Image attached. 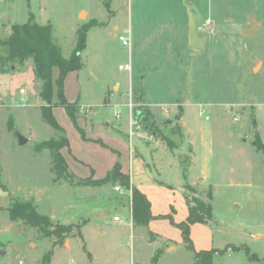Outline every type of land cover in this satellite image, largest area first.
Returning <instances> with one entry per match:
<instances>
[{"label": "rangeland", "instance_id": "1", "mask_svg": "<svg viewBox=\"0 0 264 264\" xmlns=\"http://www.w3.org/2000/svg\"><path fill=\"white\" fill-rule=\"evenodd\" d=\"M198 1L203 12L212 3L218 17L199 16L192 0H0V39L33 13L37 22L53 25V40L69 57L78 29L92 25L80 72L82 93L93 103L92 116L116 117L117 107L111 110L103 103L104 96L117 80L125 79L123 104L126 107L128 100L136 104L133 114L141 119L144 130L139 133L147 140L156 138L157 115L180 98L191 137L202 143L199 149L205 139L214 149L207 159L208 184L192 186L205 200L212 188L213 225L217 231L219 222L226 229L236 227L230 229L232 235L209 257L195 255L188 246L168 250L165 244L155 250V243L145 242L153 233L132 221L128 191L115 190L120 181L96 184L57 168L52 149L37 148L45 140H60L62 134L42 116L43 81L35 74L33 58H28L7 71L0 68V264H264L251 258L256 253L264 259V152L249 143L257 136L264 141V0ZM189 9L200 35L208 39L204 50L195 51L196 57L189 46ZM252 20L262 27L250 35L245 30ZM161 23L167 27L158 26ZM125 30L129 45L119 38ZM168 42H173L169 51ZM153 49L158 50L155 55ZM4 53L0 43V54ZM140 60L147 70L161 68L155 81L144 84L155 112L138 104V82L133 80L136 87L130 86V71L120 68ZM162 123L166 127L175 121L167 118ZM178 130L173 124V131ZM19 134L28 138L25 144H20ZM183 160L187 162L185 156ZM186 162L176 174L190 169ZM201 165L200 161L197 166ZM185 192L195 194L186 188ZM16 201L35 207L53 222L78 226L57 240L56 235L12 218L9 207ZM116 214L122 223L115 222ZM257 233L263 236L257 238Z\"/></svg>", "mask_w": 264, "mask_h": 264}, {"label": "crops", "instance_id": "2", "mask_svg": "<svg viewBox=\"0 0 264 264\" xmlns=\"http://www.w3.org/2000/svg\"><path fill=\"white\" fill-rule=\"evenodd\" d=\"M192 1L194 2L199 16L204 17L210 15L211 17H218V14L214 11L212 3L209 2L207 11L203 12L200 9L199 1ZM166 24L167 23H161L158 26L161 28L162 26L167 27ZM255 24L256 27L250 35L257 33L262 27V24L257 21H255ZM248 31L249 28L245 30V33ZM170 41L172 40L170 39ZM171 43L173 42H168L166 44V49L168 51L173 49ZM205 47L201 50H204ZM190 48L192 47L190 46ZM192 49L194 50L192 55L195 57L198 56L199 53L197 54L195 51L199 52L201 50ZM152 51L154 55L158 52L156 49H153ZM132 67L133 68L129 74V80L131 84L130 86L132 87L135 86L131 83L133 80L138 82V85H136L137 87L135 86L139 90L137 93L139 99H137V102L139 101L138 104L147 105L153 110V112H155L154 105L149 102L146 97L147 92L144 84L147 81H155V77L160 74L158 72L161 70V68H159L160 66L156 68L149 66L150 70H147L140 60L139 62L134 63ZM80 72L81 68L79 70H72L67 74L64 81V92L69 101H77L80 104L77 121L79 126L83 129L86 138L84 139L82 137V133L76 128L73 120L63 106L58 104L53 106V113L59 124L65 130V135L69 140V145H66L61 149L69 171L79 179H86V177L93 175L92 170H94L92 179H102L111 169H113L117 160L120 159L121 171L130 177V182L133 186L140 189L148 197L151 203L152 214L155 216L149 221L147 226H141L140 224L136 226L141 227L144 230L146 229L145 231L148 233H153L154 236L151 237L150 235L151 238L149 240L145 239V242L149 241L148 243H155L153 244L155 250H158L160 247L162 248L165 244L168 246V250L171 247H174L175 249L187 247L181 229L173 225L169 218L158 216L172 214L177 223L187 219L189 215V205L185 197V183L191 185L208 184L209 178L208 173L206 172V167L208 156L212 155L214 151L212 145H210L205 139V144L199 149L202 143H198L191 137V130L186 126L187 123L184 120L186 112L180 98H178L176 102L168 105L170 109L165 106L167 111H163L159 116L156 114L159 122L157 123V126H155V131H153L156 137L154 140H147L146 138L141 137L142 133L129 137V110H126L127 105L125 107L123 104L124 98L122 94L123 90H126L124 86L125 89L122 88V84L124 85L126 80H117L113 84V87L108 89L103 101V103H105L111 110H113V106L114 108L117 107V111H122V117L117 118L111 116V118H109L106 114H99L95 118L92 116L94 111H90L93 109V103H91L88 98L85 99V97L88 96H85V94L83 95L82 93L83 83L81 81ZM59 74V67L54 66V95L52 100L54 103L59 101L57 96L58 85L56 83ZM199 105H202V103L200 102ZM179 111H181V113ZM99 112H101V110ZM174 115H178V118ZM173 116L175 118H173ZM167 118L170 120L174 119L175 123L163 127L162 122ZM173 124L178 125L180 131H173ZM162 129L164 130V133L162 132ZM168 130L171 135L179 136V139H177L178 142L170 137ZM165 133L174 141V144L169 142ZM135 137L137 138L136 140ZM96 139L100 142L94 141ZM101 142L105 143L106 146ZM244 142L248 143L247 140H244ZM249 143L255 145L254 141H250ZM257 151H259V149H257ZM203 153L206 155L204 156ZM184 156L185 159H187V162L183 160ZM200 161L202 162L201 168L197 166ZM185 162L190 166L187 178H185L184 175H179V172L177 174L175 173V170L181 171ZM173 170L176 174L174 181ZM116 185H114V187ZM121 186L124 191H128L129 196L131 197V191L123 185ZM101 215L104 216L103 214ZM215 221V214L213 212V219L209 223L195 222L191 225L190 237L193 242L194 250H189L194 252L210 250L217 247L221 248L219 244L226 239V236L232 235L230 229H235L236 227L229 226L228 229H226L227 226L219 222L217 224V231L213 225ZM115 222L122 223L123 219L121 218V221L115 220ZM132 224L134 225V223ZM217 232L220 234L219 237L216 235ZM101 234H105V231H102ZM262 236L263 234L261 233L256 234L257 238ZM228 244L231 243L224 244V246ZM229 249H231L230 245ZM94 255L97 257H104V254L99 251H94ZM136 255L137 253L134 250V257ZM134 257L132 259H134Z\"/></svg>", "mask_w": 264, "mask_h": 264}, {"label": "trees", "instance_id": "3", "mask_svg": "<svg viewBox=\"0 0 264 264\" xmlns=\"http://www.w3.org/2000/svg\"><path fill=\"white\" fill-rule=\"evenodd\" d=\"M92 25H82L77 32V43L75 49L69 57H65L59 46L53 40V25L51 23H39L35 20L33 13L30 14V19L25 23H15L12 25V32L6 39H0V43L4 46L6 53L0 54V68L2 71H7L14 63L24 64L28 58H33L35 64V74L43 81L42 98L46 101L41 106L42 116L53 128L61 132L60 140L49 139L38 143L37 148L49 147L52 149L53 160L59 169H69L65 157L61 149L69 145L68 137L65 135V130L59 124L56 116L53 113V106L58 104L63 106L71 119L77 125L84 138H86L83 129L79 126L77 118L80 111V104L71 102L64 92V81L67 74L72 70H79L83 63L81 60V52L87 46V32ZM12 63V64H11ZM58 66L60 74L56 79L58 85L57 96L59 101L54 103V81H53V67ZM139 108L140 105H139ZM171 144L174 141L170 139L169 135L165 133ZM103 145L105 143L101 142ZM255 145L259 150L264 152V141L257 136L254 140ZM188 169L185 167L184 176L187 178ZM82 181H91L96 184L113 183L120 181V184L125 188H131V204H132V219L136 224L148 225L149 221L155 216L151 211V203L148 197L137 187L130 182V177L121 171V164L118 161L113 169L102 179H80ZM185 188L194 191V187L185 183ZM212 188L207 192L208 199L198 197L197 193L194 195L185 194L187 203L189 205V215L185 221L177 223L172 214L159 215L158 217L169 218L171 223L179 227L186 246L194 250L193 242L190 237L191 225L195 222L209 223L213 219V205L211 199L213 197ZM12 218H21L26 223L37 226L45 235H56L57 240L66 237L67 234L72 233L74 228L78 225L75 223H59L41 212L35 207L26 203L16 201L9 207ZM78 233L82 235L80 227ZM239 247H236L238 249ZM215 248L210 250L194 251L195 255L199 257H209V254L214 252ZM254 260L262 261L256 253L251 257ZM207 261V260H206Z\"/></svg>", "mask_w": 264, "mask_h": 264}, {"label": "built area", "instance_id": "4", "mask_svg": "<svg viewBox=\"0 0 264 264\" xmlns=\"http://www.w3.org/2000/svg\"><path fill=\"white\" fill-rule=\"evenodd\" d=\"M127 33H128V31L125 30L124 33L119 36L120 40H122V43L124 45L130 44V38L127 35ZM120 68L131 71L133 67L130 63H125V64L120 65ZM21 91L24 92L25 90L21 89ZM129 95L133 98L132 92H130ZM126 105L129 107V112H130L128 133H129L130 137H133L135 134L139 133L141 130H144V125L142 124L141 119L138 117V114H136V113L133 114V108L136 107V104L133 103L132 100H130V101L128 100V101H126ZM115 115L117 118L122 117L120 111H117L115 113ZM239 118H240L239 114L235 116L236 121L239 120ZM115 189L118 191H123V188L121 185H116ZM129 190L132 191L131 188ZM114 219L121 221V217L118 215H116L114 217ZM132 264H135V263H132Z\"/></svg>", "mask_w": 264, "mask_h": 264}, {"label": "water", "instance_id": "5", "mask_svg": "<svg viewBox=\"0 0 264 264\" xmlns=\"http://www.w3.org/2000/svg\"><path fill=\"white\" fill-rule=\"evenodd\" d=\"M189 14H190V30H189L190 46L194 49L201 50L205 47V43L207 41V36L200 35L198 26L196 24V19L193 16V13L191 12L190 9H189ZM251 23L252 24L249 27V31L247 32V34H251L256 27V24L253 20L251 21ZM13 68H14V66H13ZM168 133L172 139H174L176 142H178L177 139H179V136L177 137L175 135H171L169 130H168ZM27 141H28L27 137L19 134L20 144H25Z\"/></svg>", "mask_w": 264, "mask_h": 264}]
</instances>
